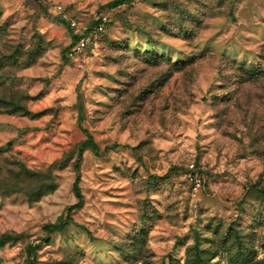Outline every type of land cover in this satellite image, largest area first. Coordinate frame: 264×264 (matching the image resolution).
I'll use <instances>...</instances> for the list:
<instances>
[{"label":"rangeland","instance_id":"1","mask_svg":"<svg viewBox=\"0 0 264 264\" xmlns=\"http://www.w3.org/2000/svg\"><path fill=\"white\" fill-rule=\"evenodd\" d=\"M111 1L0 0V264H264V0Z\"/></svg>","mask_w":264,"mask_h":264},{"label":"trees","instance_id":"2","mask_svg":"<svg viewBox=\"0 0 264 264\" xmlns=\"http://www.w3.org/2000/svg\"><path fill=\"white\" fill-rule=\"evenodd\" d=\"M130 1H132V0H112L106 6L110 7V8H114V7H118L120 5L126 4ZM63 22L66 23V21L64 19H63ZM79 38H80V36L75 35L74 41L77 42L79 40ZM82 119H83V117L79 118L80 121H82ZM85 132L87 134V139L82 143L81 153L83 150H86V149H91L94 153H99L100 152L99 144L96 142L94 137L89 133V131H85ZM122 146L123 145L120 143H115L112 145V148H119ZM77 171H78V175H77L75 182H74V193H75L76 197L78 198V201L68 208L67 212H69V213H72L76 209L80 208L83 204V196H82L81 188H80V174H79L80 166L77 167ZM66 222L67 221H64L63 223H57V224H52V223L47 224L46 228L51 230V231H54V230H57V229L61 228L62 226H64V224ZM5 238H7V235H3L0 239H5ZM27 264H38L34 259H32V253L29 254V259H28ZM171 264H173V263L171 262Z\"/></svg>","mask_w":264,"mask_h":264},{"label":"built area","instance_id":"3","mask_svg":"<svg viewBox=\"0 0 264 264\" xmlns=\"http://www.w3.org/2000/svg\"><path fill=\"white\" fill-rule=\"evenodd\" d=\"M65 18H68L66 15H64ZM70 21V24L75 27L77 26V22L71 18H68ZM106 20V17H103V20L100 24L97 25L96 30L94 31V33L98 32V31H103L104 30V22ZM92 35V34H91ZM80 38L77 42H75V44L73 45V47L70 49L69 51V55L71 57L80 54L82 51H84V49L87 47L89 40L91 37L87 36L86 34H81L79 35ZM201 180L200 179H196V184L200 185Z\"/></svg>","mask_w":264,"mask_h":264}]
</instances>
